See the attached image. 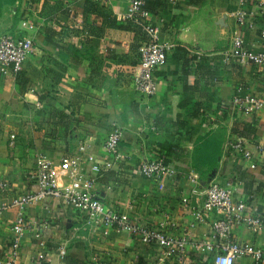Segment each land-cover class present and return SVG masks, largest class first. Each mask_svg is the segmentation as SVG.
<instances>
[{
    "label": "crops",
    "instance_id": "0c3cea01",
    "mask_svg": "<svg viewBox=\"0 0 264 264\" xmlns=\"http://www.w3.org/2000/svg\"><path fill=\"white\" fill-rule=\"evenodd\" d=\"M237 8L238 0H146L144 9L159 40L174 45L166 64L154 72L158 91L148 99L132 86L143 35L124 19L127 0L0 1V37L17 35L27 18L38 29L22 71L0 74V182L9 185L0 203L7 206L13 196L35 190L32 175L40 153L52 160L59 185H67L60 160L85 145L95 158L85 160L83 168L95 181L96 197L136 225L190 239L208 235L212 216L196 224L191 205L197 200L182 203L193 188L190 175L199 177V191L217 175L240 182L236 199L253 202L256 214L262 212L264 157L257 161L260 169L248 171L247 163L224 149L230 136L249 146L264 141V107L254 118L230 105L238 86L264 96V69L221 61L235 34L249 48L264 51L259 37L264 18L257 20L255 31L239 29L233 17ZM114 127L123 130L122 160L107 167L102 145ZM158 156L178 173L163 187L135 173L139 164ZM24 215L38 223L21 239L27 264L39 254L50 264H88L92 257L106 264H151L154 258L155 249L130 234L100 228L92 233L77 212L53 201L30 205ZM16 217L10 207L0 215V264ZM235 233L238 241L264 249V233L246 228ZM60 246L66 249L62 260L57 257ZM200 261L191 255L182 264ZM235 264L252 261L243 258Z\"/></svg>",
    "mask_w": 264,
    "mask_h": 264
},
{
    "label": "built area",
    "instance_id": "2783aa9c",
    "mask_svg": "<svg viewBox=\"0 0 264 264\" xmlns=\"http://www.w3.org/2000/svg\"><path fill=\"white\" fill-rule=\"evenodd\" d=\"M127 1L128 9L124 19L143 35L132 86L136 93L151 99L158 91L154 72L166 64L174 45L159 40L158 31L148 21L149 14L144 9L146 0ZM168 1L171 4L177 2V0ZM233 17L239 29L255 31L257 20L264 18V4L261 0H238V8L234 11ZM37 31L35 22L27 18L20 22L17 35L5 34L0 37L1 75H16L22 71L26 59L34 51V36ZM259 37L264 47V29L259 31ZM221 61L224 64L253 65L264 69V51L249 48L242 36L235 34ZM230 105L244 115L255 118L264 107V96L258 97L247 93L242 86H238ZM123 136V130L119 127H114L107 135L102 145L103 152L108 157L104 159L105 166L110 167L121 162L119 147ZM224 149L234 158L247 163L248 171H256L259 168L258 159L264 157V141L249 146L242 139L230 136L225 141ZM85 160L90 162L95 160L93 155L87 154L85 145H80L77 154L72 158L60 160L69 178L68 184L61 186L48 155L40 153L35 156V169L32 175L35 190L13 196L7 206L0 203V215L7 207L17 211V217L11 227L4 264H27L20 254L21 239L26 231L37 229L38 223L28 220L24 213L28 206L46 201L56 202L64 208L68 207L77 212L83 218L84 226L92 233L99 228L106 231H123L135 237L142 245L153 247L155 254L151 264L173 262L182 264L189 261L191 255L199 257L202 264H235L243 258H250L252 264H264V249L238 241L235 233L238 228H246L253 233H264V210L256 214L253 202L247 203L236 199L240 182L234 179H222L217 175L209 181L204 190L199 191L198 186L202 185L199 177L188 176L187 180L193 188L189 196L182 199V203L188 206L191 205L192 198L197 200V205H191V213L196 224L202 223L207 216H212L211 232L200 238L190 239L185 235L170 236L155 227L136 225L126 214L104 206L94 192V179L85 176L83 168ZM92 170L98 172L97 167H92ZM135 173L145 180L156 182L161 187L174 181L178 176L177 171L163 156L139 164L135 168ZM258 185V182H255L254 188ZM8 190V183L0 182L1 195ZM42 226L43 229L47 228L46 224ZM194 227V225L190 226V228ZM65 255V247L60 246L57 249L58 259L62 260ZM29 264L50 263L46 255L39 254ZM88 264L106 263L98 257H92Z\"/></svg>",
    "mask_w": 264,
    "mask_h": 264
},
{
    "label": "trees",
    "instance_id": "16d2710c",
    "mask_svg": "<svg viewBox=\"0 0 264 264\" xmlns=\"http://www.w3.org/2000/svg\"><path fill=\"white\" fill-rule=\"evenodd\" d=\"M3 1L7 5H13L16 0H0ZM263 171H264V165H263Z\"/></svg>",
    "mask_w": 264,
    "mask_h": 264
}]
</instances>
